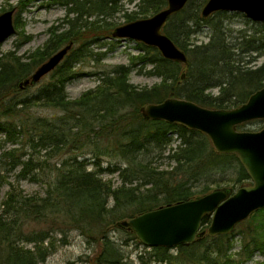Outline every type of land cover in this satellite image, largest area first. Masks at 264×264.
<instances>
[{
	"label": "trees",
	"instance_id": "obj_1",
	"mask_svg": "<svg viewBox=\"0 0 264 264\" xmlns=\"http://www.w3.org/2000/svg\"><path fill=\"white\" fill-rule=\"evenodd\" d=\"M34 1L20 0L18 8L22 12ZM54 1L64 4L67 13L62 25L50 28L44 48L27 57L0 53V190L9 186L0 210V264L44 262L59 245L68 244L74 229L89 243H101L92 264H134L122 243L111 235V231H123L128 236L124 245L130 240L141 243L122 223L124 220L206 194L211 184L218 187L227 182L226 174L231 170L236 173L235 183L250 179L238 156L218 153L205 133L146 119L140 108L168 97L185 98L210 108L244 103L264 86V63L249 66L264 54V22H255L259 28L251 33L239 30L234 36L231 29L228 34L225 25L227 11H216L205 18L200 11L207 0H189L163 28L187 54L186 64L165 58L158 48L138 42L144 55L133 56L132 65L119 64L104 71L96 88L71 100L66 84L77 75L76 65L92 54L91 45L111 36L115 24L108 17L122 10L123 0ZM166 6L167 0H139L137 9L126 17L146 18ZM15 22L21 25L18 18ZM203 26L212 31L208 41L194 43L192 36ZM71 42L72 48L53 70L51 80L39 84L32 93L27 92L33 84L20 87L36 68ZM77 43L79 46L74 47ZM135 60L143 63L142 71L146 64H153L148 73L161 77V83L151 88L130 83L129 74L138 65ZM213 87H219L217 95L207 92ZM34 107L57 108L62 114L47 117L34 112ZM171 132L180 139L178 149L167 155L176 165L161 170L154 165L152 155L162 156L173 144ZM6 143L18 146L8 149ZM86 148L92 149L87 150L89 157L80 155ZM70 152L74 153L49 168L50 158ZM105 156L120 162L104 167ZM13 171L15 180L10 181ZM104 171L119 172L121 185L115 187L106 180ZM213 174L219 177L213 178ZM43 175L47 179L43 195L27 194L19 184ZM200 181L204 186L197 189ZM258 213H264V209ZM210 223L211 217L206 215L202 225ZM249 235L242 248L243 260L230 253V234H206L191 244L173 248L152 247L148 258L165 264H244L254 252L264 253L258 233L251 231ZM139 257L142 264H149L143 254Z\"/></svg>",
	"mask_w": 264,
	"mask_h": 264
},
{
	"label": "water",
	"instance_id": "obj_2",
	"mask_svg": "<svg viewBox=\"0 0 264 264\" xmlns=\"http://www.w3.org/2000/svg\"><path fill=\"white\" fill-rule=\"evenodd\" d=\"M189 0H167V6L155 14L117 26L112 37L131 39L156 47L163 57L187 63L186 53L163 32L169 17L180 11ZM216 11L240 12L255 22H264V0H208L202 16ZM14 9L0 14V43L16 33ZM73 43L52 54L20 87L38 82L65 58ZM146 119L180 124L189 130L205 133L218 153L236 154L252 184L233 190L227 186L213 188L204 195L136 214L122 223L147 247L173 248L191 244L205 234L202 220L211 215L209 236L229 234L254 212L264 208V127L240 130L238 125L264 120V87L254 91L248 100L232 108H210L194 101L168 97L161 102L143 105Z\"/></svg>",
	"mask_w": 264,
	"mask_h": 264
},
{
	"label": "rangeland",
	"instance_id": "obj_3",
	"mask_svg": "<svg viewBox=\"0 0 264 264\" xmlns=\"http://www.w3.org/2000/svg\"><path fill=\"white\" fill-rule=\"evenodd\" d=\"M19 1L20 0H0V14L7 10L14 9L13 19L16 27V33L11 35L4 42L0 43V53L14 52L16 55L27 57L33 51L39 48H44L46 41L51 36L50 28L55 25L63 24V18L66 16L67 8L64 4H61L60 2H56L54 0H35L34 2L30 3L24 11L21 12L18 8ZM138 1L139 0H123L122 10L112 16H109L108 20L115 24V28L119 25L137 20H129L126 17V14L131 13L132 11L137 9ZM202 8L200 11V16H202ZM227 16V19H225V25L228 27V34L231 33L229 29L232 30V34L235 36L238 35L239 30H249L248 33H251L253 29L259 28V25L255 24V21H252L251 19L246 17L243 13L228 12ZM17 18L21 23V25L19 26H17L15 22ZM211 32L212 31L210 27L203 26L201 32L192 36L193 42L197 44H200L201 42L206 43ZM25 36H30V38L25 39ZM78 46L79 43L74 45V47ZM91 48L92 54L76 65L75 70L77 72V75L66 84V92L71 100H76L80 98L85 92L96 88L100 83V74L104 71H110L115 65L119 64L132 65L133 56L145 54L144 51H142L138 46V42L131 39L115 38L112 37V34L111 36H108L100 41V43L91 45ZM99 52H104L105 54L102 56L98 54ZM254 55L256 54H253V56ZM147 56L151 57V54L147 53ZM245 59V61H248L249 57H246ZM135 62H137L138 65L134 67L129 74L130 83L138 86L139 88H151L156 84L161 83V77L148 73V71L154 67L153 64H146L145 69L142 71L141 66L143 65V63L139 64V61L137 60H135ZM263 63L264 54L261 56L258 55L253 62L249 63V66H254L255 64L261 65ZM184 69L186 68L184 67ZM52 73L53 71L49 72L48 74L44 75L38 82L30 85V90L27 93H32L33 91H35L39 84L51 80L53 75ZM207 92L213 95H217L219 93V87L210 88ZM33 110L37 114L45 115L47 117H51L55 114H62V111L60 109L52 107H34ZM263 127L264 120H252L238 125V128L240 130L250 131L260 130ZM169 135L173 138V144L163 153L162 156L152 155L154 157V165L159 166L161 170H171L176 165L173 160L167 158V155L168 153H173V149H178L180 139L178 134L175 132H171ZM16 146L18 145L6 143V148L8 149ZM87 150L90 151L92 149H83L80 155H86L87 157H89V155L86 154L88 152ZM1 152L2 151H0V153ZM73 153L74 152H70L68 154H61L59 156L50 158V160L48 161L49 168L57 166L60 163L61 158L65 156L67 157L69 156V154L71 155ZM119 162L120 161L115 157L105 156L103 157L102 166L108 167L110 164L114 165L118 164ZM89 166L94 167L92 164ZM2 173H4V171ZM15 173L16 171H13V173H9L10 181L15 180ZM102 175L106 180H110L115 187L120 186L122 183L121 178L119 177V172L104 171ZM235 175L236 173H234L233 170L227 172L226 178L228 179V181L222 183L221 186H227L232 188L233 190H237L240 187L252 184L251 179H246L242 182L235 183L233 181ZM217 177H219L218 174H213V178ZM46 180L47 179L43 175L41 176V178H39V180L24 179L21 180L19 184L27 194L38 193L43 195L45 194V191L47 189V184L45 183ZM197 186V189H201L204 186L203 181L197 183ZM216 187L217 186H215L214 184H211V190ZM8 189L9 186L6 184L0 190V210L2 209V201L4 200L5 193ZM45 227H47V225H45ZM208 227L209 226L204 227L202 225L201 230L206 231L204 236H206L207 234ZM251 231H256L258 233L259 241L261 243V246H263L264 248V213H258L257 210L249 218L239 223L233 232L229 233L232 236L233 242V248L230 253L233 254L235 259L243 260L245 258V253L243 252L242 248H244L243 246L245 241L250 240L249 233ZM111 235L115 238L116 241H118V244L122 243L121 245L123 250L126 254H129L134 264H142L139 257L140 254H143L149 264H165L150 260L148 258V253L151 252L150 250L152 247H147L142 243L136 242L135 240H130L129 244L124 245L127 243L125 240L128 239L126 232L111 231ZM57 237L59 238L60 235H57ZM207 243H211V241H208ZM101 249V243H89L87 241V238L82 235L79 230L74 229L70 232L68 244L59 245L57 249L52 254H50L44 262H41L39 264H92L96 257V254L101 251ZM244 264H264V253L260 251L254 252L250 259L244 261Z\"/></svg>",
	"mask_w": 264,
	"mask_h": 264
}]
</instances>
